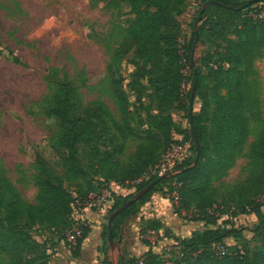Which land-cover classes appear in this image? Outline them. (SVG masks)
Instances as JSON below:
<instances>
[{"label":"trees","instance_id":"16d2710c","mask_svg":"<svg viewBox=\"0 0 264 264\" xmlns=\"http://www.w3.org/2000/svg\"><path fill=\"white\" fill-rule=\"evenodd\" d=\"M111 1L115 7L122 5L126 9L106 64L103 90L114 109L99 98L86 102L66 72L48 69V91L32 106L55 121L56 130L49 140L55 163L50 166L42 155L35 154L31 181L36 196L32 201L22 196L0 165V264H49L50 248L43 234L64 240L75 200L105 189L112 182L133 188L134 192L126 196L111 194L107 221L111 213L158 178L143 179L173 145L172 134L183 135L192 156L174 169L173 177L114 218L113 238L156 192L167 195L171 202L175 191L178 201L171 203L174 213L181 219L202 222L203 229L192 232L188 239L165 234L174 242L168 258L154 253L150 242L141 238L149 251L127 264H264V118L247 115L252 111L249 67L264 49V18L260 16L264 0H199L189 39L181 47L183 31L178 18L184 13L186 0ZM198 48L203 49L195 60ZM131 52L129 64L133 69L126 83L120 66ZM0 54L12 64L26 67L11 51L0 49ZM196 63L200 68L195 67ZM78 75L83 77L84 72ZM187 82L189 89L182 94ZM193 85V102H199L198 114L192 112L191 117L199 145L195 165L196 149L189 122ZM128 92L135 95V110L145 111V129L139 133L132 127L134 113ZM144 97L149 99L148 105L142 104ZM174 109L185 113L189 129L183 130L175 123L171 115ZM249 138L252 142L245 155ZM130 140L138 144L124 160ZM240 157L249 160L247 178L231 188L223 187V179ZM257 198H262L260 203L255 201ZM246 207L252 208L258 222L253 237L258 247L253 251L225 243L234 235L231 220L237 218V210L243 214ZM229 208L232 211L227 215ZM158 226L148 222L139 234L145 236L148 231L158 230ZM88 234L89 229H85L70 252L72 258L79 256L80 245ZM34 236L44 239L39 242ZM100 237L105 255L107 226ZM216 244L227 249L226 255H217L213 249Z\"/></svg>","mask_w":264,"mask_h":264},{"label":"rangeland","instance_id":"374dc122","mask_svg":"<svg viewBox=\"0 0 264 264\" xmlns=\"http://www.w3.org/2000/svg\"><path fill=\"white\" fill-rule=\"evenodd\" d=\"M199 5V0H186L184 17L180 20L183 31L180 47L189 39L190 26ZM125 11L124 6L115 7L111 0H0V49L11 51L26 64V67L14 65L0 54V165L26 200L32 201L36 196L31 181L35 154L42 155L50 166L55 163L49 147V140L56 130L55 121L44 117L37 107L32 106L48 91V69L58 68L66 72L86 102L99 98L113 110L103 90L107 79L106 64L113 53ZM261 12L260 16L264 18V9ZM202 49L196 50L195 60L201 56ZM132 58L131 52L120 66L126 83L133 69L129 64ZM187 67L184 68L185 73ZM195 67L200 68V64L196 63ZM80 71L84 72L83 77L78 75ZM247 82L252 108L247 115L264 118V49L251 63ZM185 85L182 94L189 89V82ZM128 99L134 113L132 127L139 133L145 129V111L135 110L138 106L134 93L128 92ZM142 104L148 105L149 99L144 97ZM192 110L193 115L198 114L199 102L196 99ZM171 115L181 129H189L183 111L174 109ZM251 142L252 138H249L245 155ZM172 143L189 145L182 134H172ZM137 144L135 140L128 142L124 160L133 153ZM248 163L247 158H238L221 185L231 188L243 182L248 175ZM133 192L134 189L130 190ZM262 198L255 201L260 203ZM230 211L232 209H227V215ZM237 211V218L230 222L234 235L225 243L253 251L258 247L253 240L258 222L251 207H246L243 214ZM182 220L192 222L190 218ZM141 238L154 243L156 253L165 258L173 250L163 246L162 236L157 233L142 237L139 234L137 240L141 242Z\"/></svg>","mask_w":264,"mask_h":264},{"label":"crops","instance_id":"0c3cea01","mask_svg":"<svg viewBox=\"0 0 264 264\" xmlns=\"http://www.w3.org/2000/svg\"><path fill=\"white\" fill-rule=\"evenodd\" d=\"M182 14L178 21L183 18ZM181 23V22H180ZM231 170L228 172V174ZM225 180V178L223 179ZM109 190L117 196H126L133 188H125L115 183H109ZM90 218L89 234L83 240L79 249V256L72 258L70 251H68L60 240L55 238H48L45 234L49 245V264H102L105 261L109 264V261H114L116 255L110 253L109 248L104 255L102 250L101 232L107 225L105 217L92 214ZM154 222L159 225L158 230L155 233L162 236L163 246H169L173 248L174 242L172 238L166 237L165 234L171 237L188 239L192 232L200 231L203 229L202 222H185L179 218L173 211L172 204L167 198V195L162 192L154 193L150 199L144 203L140 208L136 216L129 218L125 221L124 225L120 228L118 237L114 240L118 243L121 252L124 254V264H127L131 258H140L147 251L149 247L143 245L139 239V232L145 227L146 223ZM189 229V231H187ZM135 232L137 233L135 235ZM39 242L43 241V236H34ZM152 251L156 253L154 247H151ZM157 254V253H156ZM119 261V259H118Z\"/></svg>","mask_w":264,"mask_h":264},{"label":"built area","instance_id":"2783aa9c","mask_svg":"<svg viewBox=\"0 0 264 264\" xmlns=\"http://www.w3.org/2000/svg\"><path fill=\"white\" fill-rule=\"evenodd\" d=\"M179 43H182L180 39ZM188 156L189 145H172L162 157L161 161L148 171L143 179L146 180L151 177H160L169 173H175L174 169ZM111 194L112 192L107 187L92 191L82 200L77 199L71 204L69 218L71 224L64 233V245L68 251L71 252L77 247L78 241L83 237L85 229L90 228V215L95 214L105 218L107 217V212L112 205ZM171 200L173 204H176L178 201V195L175 191L171 194ZM146 235H155V231H148ZM149 242L151 247H153L154 243ZM213 249L218 256H224L227 253V249L220 244L214 245ZM166 264H174V262L169 261Z\"/></svg>","mask_w":264,"mask_h":264},{"label":"water","instance_id":"95a60500","mask_svg":"<svg viewBox=\"0 0 264 264\" xmlns=\"http://www.w3.org/2000/svg\"><path fill=\"white\" fill-rule=\"evenodd\" d=\"M209 4H210V2L204 4L202 9H201V11H203ZM197 20H199V16H198ZM194 90H195V85H193V87H192L191 96H190V100H189L190 131L192 133V140H193V143H194V146H195V149H196V157L194 159L193 165L196 164L197 159H198V155H199V145H198V141L196 139V135L194 133V128H193V125H192V118H191L192 117V112H193L192 107H193ZM175 174L176 173H169V174L162 175V176L158 177L157 179H155L154 181L149 183L144 189H142L141 191L136 193L129 201L125 202L121 207H119L117 210H115L113 213H111L109 215V217L107 218V225H106L107 226V245H108L110 253H113L115 255L118 254V255H116V259L114 261H109L108 259H106V261L109 264H124V254L121 252V250H120V248L118 246V243L115 242L114 238H113L112 222H113L114 218L116 216H118L120 213H122L125 209H127L130 205H132L133 203L137 202L144 195L149 193L152 188H154L155 186L160 184L162 181L173 177ZM118 259H119V261H118Z\"/></svg>","mask_w":264,"mask_h":264}]
</instances>
